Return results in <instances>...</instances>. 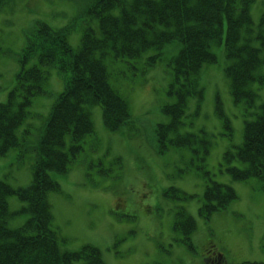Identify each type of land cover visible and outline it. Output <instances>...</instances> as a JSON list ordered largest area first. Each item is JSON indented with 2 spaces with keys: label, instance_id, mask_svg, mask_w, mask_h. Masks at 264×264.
<instances>
[{
  "label": "rangeland",
  "instance_id": "1",
  "mask_svg": "<svg viewBox=\"0 0 264 264\" xmlns=\"http://www.w3.org/2000/svg\"><path fill=\"white\" fill-rule=\"evenodd\" d=\"M88 1L10 0L0 7V103L8 100L16 83L26 32L38 21L50 27L71 26L69 41L78 48L85 28L98 27L97 18L79 13ZM263 11L264 0H256L251 6L255 24ZM180 46L179 42L166 46L152 68H147L144 62L154 49L144 53L146 57L138 60L137 68L130 65L131 59L107 55L110 82L127 100L132 121L112 131L104 123L101 105H90L94 132L84 138L83 148L67 172H51L59 189L49 192L48 198L62 250L75 251L92 245L102 250L107 264H206L207 249L222 250L225 261L223 258L220 264L264 262V180L233 179L227 164L242 167L245 162L237 157L230 162L223 158L227 150L236 152L241 145L245 119H254L251 112L259 111L258 105L264 102V85L254 82L259 95L257 106L246 113L243 104L234 102L230 91V80L224 70L227 63L224 42L214 43L212 50L217 61L206 63L200 74L203 99L188 98L178 127L181 133L196 134L199 141L160 151L157 125L172 120L163 107L177 101L176 94L169 93L173 78L169 62ZM170 47L174 50L166 51ZM48 70L49 93L33 98L31 114L19 130V133L30 131L23 141L27 148L24 156H18L20 147L0 156V179L14 188L31 183L32 148L43 133L54 101L65 87L63 73L55 67ZM257 72L264 74V66ZM218 101L221 113L217 110ZM69 140L68 136V144ZM200 140L205 141L209 150L204 160V143ZM205 171H210L214 180L232 185L238 194L226 209L209 218L199 213L205 199ZM7 199L12 212L24 206L16 194ZM181 209L196 221L192 246L182 240L187 236L184 228H174ZM28 218V212L16 213L9 220L10 227H19ZM216 260L213 264L218 263Z\"/></svg>",
  "mask_w": 264,
  "mask_h": 264
},
{
  "label": "trees",
  "instance_id": "2",
  "mask_svg": "<svg viewBox=\"0 0 264 264\" xmlns=\"http://www.w3.org/2000/svg\"><path fill=\"white\" fill-rule=\"evenodd\" d=\"M9 1L0 0V7ZM255 1L90 0L85 14L97 18L101 37L86 27L79 47L74 48L69 41L71 28L54 29L38 21L26 32L16 83L8 100L0 103V156L20 147L21 158L27 150L23 141L30 131L19 133V130L31 114L29 107L33 98L49 93L46 83L50 71L44 67H55L62 72L65 87L54 101L43 133L32 148L31 183L14 188L0 179V264H107L98 247L92 245L75 251L62 250V239L48 198L49 192L59 189L51 172H67L70 163L80 154L84 138L94 132L90 105H101L104 123L112 131L132 121L127 100L110 82L107 55L131 59L130 65L137 68L138 60L146 57L144 53L154 49L144 62L147 68H152L166 46L179 42L181 46L169 62L173 75L169 93L176 94L177 101L164 106L172 120L158 125L156 138L160 151L193 145L199 141L198 136L192 132L181 133L178 127L188 98L203 99L200 74L206 63L217 60L212 50L214 43L224 42L227 60L224 70L234 102L243 104L246 113L257 106L259 95L254 82L264 85V74L257 72L264 66V11L255 24L251 13ZM173 50V47L166 49ZM258 107L259 111L251 112L255 114L254 119H245L244 137L238 150H227L223 156L226 162L236 157L245 162L242 167L226 163L235 180L251 177L264 180V102ZM218 112L221 113L220 108ZM200 141L204 143V160L209 150L205 141ZM192 149L195 148L192 146ZM205 175L207 186L200 214L209 218L235 201L238 194L233 186L214 180L210 171H205ZM13 194L26 203L15 212L7 201ZM21 212L29 213L27 221L19 227H10L9 220ZM178 214L174 228L183 227L187 233L183 241L192 246L190 239L196 221L184 209Z\"/></svg>",
  "mask_w": 264,
  "mask_h": 264
}]
</instances>
